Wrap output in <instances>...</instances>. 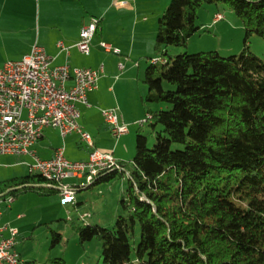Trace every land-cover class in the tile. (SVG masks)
I'll return each instance as SVG.
<instances>
[{"label": "trees", "instance_id": "1", "mask_svg": "<svg viewBox=\"0 0 264 264\" xmlns=\"http://www.w3.org/2000/svg\"><path fill=\"white\" fill-rule=\"evenodd\" d=\"M208 5L226 6L241 20L243 52L171 57V48H186L201 30L198 12ZM252 36L264 39V0H172L159 18L160 57L150 59L144 78L156 143L150 148L140 130L131 165L122 162L84 187L124 179L126 214L110 229L75 226L82 245L101 242L104 264H264V62L249 50ZM44 183L29 173L1 182L0 194H58ZM51 238L52 247L62 241L54 230Z\"/></svg>", "mask_w": 264, "mask_h": 264}, {"label": "crops", "instance_id": "2", "mask_svg": "<svg viewBox=\"0 0 264 264\" xmlns=\"http://www.w3.org/2000/svg\"><path fill=\"white\" fill-rule=\"evenodd\" d=\"M168 1L0 0V70L7 63L20 61L31 54L35 46L44 49L54 59V66L69 65L72 69L96 71L103 67L104 73L100 75L97 88L87 94L88 105H76L80 112L79 125L92 136L96 149L112 153L120 162H132L137 134L144 128L140 123L145 120L148 107L146 97L149 91L144 83L142 59L150 60L152 57L158 18L168 7ZM87 15L89 19L85 18ZM93 18L100 21L99 31L91 43L90 54L87 55L80 52L77 44L82 28ZM221 21L216 22L214 19L217 25ZM102 42L112 45L120 54L104 52L100 47ZM73 86V80L66 85L68 89ZM108 109H116L120 121L129 127V133L118 140L112 136L111 128L102 114L103 110ZM58 135L63 140V147L52 142ZM67 139L68 145L77 142L80 148L79 134L63 138L58 129L49 128L33 146V150L41 160H50L55 157L58 149L66 150ZM85 147L86 156L82 161H87L91 152ZM34 163L30 156L0 153V183L29 175V165ZM73 187L79 192L85 186ZM35 195L43 196L27 192L20 194L11 204L3 202L1 205V225L18 232L16 250L21 255V264H35V259L29 258L31 256L27 253L28 250L24 255L18 249L20 236L24 238L29 231L48 221L30 214V211L38 208L32 205L30 210L29 206L32 199L36 198ZM75 199L77 201L76 197ZM5 236L10 235L6 232Z\"/></svg>", "mask_w": 264, "mask_h": 264}, {"label": "built area", "instance_id": "3", "mask_svg": "<svg viewBox=\"0 0 264 264\" xmlns=\"http://www.w3.org/2000/svg\"><path fill=\"white\" fill-rule=\"evenodd\" d=\"M221 20L223 16L217 15L215 21ZM99 24V19L93 18L82 28L77 44L81 53L90 54ZM100 47L108 54H120L108 43L102 42ZM53 60L44 49L35 46L31 54L20 61L7 63L0 70V153L32 157L35 163L29 165L30 173L39 174L46 180L39 187L56 189L62 204L67 206L75 203L77 188L64 183L66 180L82 178L90 185L101 173L122 167V162L112 153L96 149L92 136L79 125L80 112L76 105H88L87 94L97 88L100 75L104 73L103 67L97 71L72 69L69 65L54 66ZM70 80L74 81V86L68 89L66 85ZM102 114L115 139L129 133L128 125L120 121L116 109L103 110ZM149 116L147 114L146 118ZM49 128L58 129L63 138L79 134L81 143L91 150L88 160L69 161L64 148L58 149L53 159L41 160L33 146ZM14 201L15 198L7 193L0 194V221L2 203ZM6 232L9 237L5 236ZM17 235L16 229L0 223V264L22 263L16 250Z\"/></svg>", "mask_w": 264, "mask_h": 264}, {"label": "rangeland", "instance_id": "4", "mask_svg": "<svg viewBox=\"0 0 264 264\" xmlns=\"http://www.w3.org/2000/svg\"><path fill=\"white\" fill-rule=\"evenodd\" d=\"M171 2L172 0H169L168 5ZM216 14L223 16V20L218 25L214 23ZM85 18L89 19V16L87 15ZM197 24L201 26V30L191 37L186 48H171L169 52L171 57L174 58L183 53L197 54L217 51L222 57L227 58L239 56L243 52L245 48V28L241 20L228 7L205 6L198 12ZM153 49L151 59L156 60L160 56L155 52V45ZM249 50L264 62V39L252 36L249 39ZM142 65L144 66L143 76H145L146 69L151 65V61L143 58ZM165 87L169 88L166 84ZM162 107L168 109V106L164 105ZM153 108L156 109L158 107L153 106ZM144 126L142 131L148 137L149 147L152 148L156 143V138L152 135L148 122H145ZM52 142L54 144L56 142L61 147L64 145L59 135ZM68 142L69 139L65 142L66 158L73 162L82 161L87 151L85 145L80 142L81 146L78 148L77 142L70 145H68ZM134 156L135 153H133L132 158ZM125 162L131 165L130 161ZM64 183L73 186L88 185L85 179L72 178ZM125 188L126 181L124 179H116L110 183L95 186L92 189L79 190L75 195L77 201L67 206L62 204V198L59 193L42 197L35 195L34 197L36 198L32 199L29 206L30 210L32 205H36L38 208L35 211H30V214L45 220L48 219V221H44L42 225L34 230L32 229L33 231H29L24 238L21 235L18 241V244H20L18 249L24 255L26 250H28L27 253L31 256L29 258H34L35 264H63L54 262L59 259L63 260L65 264H104L101 242L98 239H94L82 245L75 226L98 224L103 228H112L117 218L126 214L121 204ZM20 198H23V196ZM78 202L80 205H76ZM51 230L62 235L61 243L55 247H52ZM140 239L141 229L137 225L135 236L131 240V257L133 259L135 258V249Z\"/></svg>", "mask_w": 264, "mask_h": 264}, {"label": "bare ground", "instance_id": "5", "mask_svg": "<svg viewBox=\"0 0 264 264\" xmlns=\"http://www.w3.org/2000/svg\"><path fill=\"white\" fill-rule=\"evenodd\" d=\"M153 62H158V60L156 59V60H153ZM123 167H115V169H117V170H121ZM122 172V171H121ZM102 174V173H101ZM102 176V175H101Z\"/></svg>", "mask_w": 264, "mask_h": 264}]
</instances>
